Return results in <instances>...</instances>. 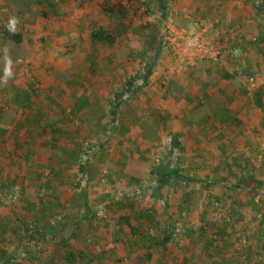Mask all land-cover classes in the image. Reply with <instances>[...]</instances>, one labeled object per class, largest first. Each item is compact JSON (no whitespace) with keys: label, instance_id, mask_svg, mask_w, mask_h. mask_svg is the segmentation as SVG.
<instances>
[{"label":"crops","instance_id":"crops-1","mask_svg":"<svg viewBox=\"0 0 264 264\" xmlns=\"http://www.w3.org/2000/svg\"><path fill=\"white\" fill-rule=\"evenodd\" d=\"M88 1L77 3L79 15H65L67 38L86 18L101 25L98 1L85 11ZM144 6L130 18L141 10L147 14L139 22L159 17ZM166 10L167 21L206 25L221 50L217 60L169 74L167 50L152 65L146 41L124 57L113 46L97 47L106 43L74 50L64 41L61 112L38 91L19 95L30 110L6 111L9 101L0 96V194L19 189L17 201H0V264H264V0H168ZM139 22L145 40L149 31ZM165 78L181 82L184 93L168 96ZM44 79L35 86L57 83ZM210 96L221 104L215 111L205 107ZM141 123L153 125L159 139L148 141ZM84 163L90 173L81 179ZM167 163L174 174L165 173ZM55 173L66 185L56 178L54 188ZM78 183L84 207L72 204ZM184 192L222 206L189 211L182 227L171 213ZM96 210L108 219H95ZM57 214L62 222L48 228ZM28 224L51 230L42 253L21 236ZM177 235L184 250L170 253V245H182Z\"/></svg>","mask_w":264,"mask_h":264},{"label":"rangeland","instance_id":"rangeland-1","mask_svg":"<svg viewBox=\"0 0 264 264\" xmlns=\"http://www.w3.org/2000/svg\"><path fill=\"white\" fill-rule=\"evenodd\" d=\"M122 1L125 3L127 14L124 17L118 16L119 18L117 17L114 21H104L107 26H110V28L114 29L115 31L122 33V36L117 39L116 44L104 45L98 43L97 47H101V49L103 50L109 49L111 48V46H113L116 48V50H118L117 52H119L120 55L124 57L126 55L125 51L127 48L129 50L134 48L136 49L142 47L144 45V41H146V44L148 43V35L147 39L143 40L142 31L144 29L140 25H137V23L139 22V18L141 16L144 17L147 13L145 12V10H141L144 13H141L139 16L134 18H130V13L134 14L139 12L137 11L138 8L140 9V7L142 6L145 7L144 5L146 4L150 6V10H148L149 12H153V15H157L158 10L157 0ZM3 2L4 4L0 5V96L6 95L9 102L6 101L5 103H2L3 106H1V108L5 106L7 108L6 111H8L9 109L14 110L16 106L18 107L19 105H22L27 108L26 110H30V103H26V105L22 104L19 95L20 93L28 92L29 94L31 92L34 93L38 91L39 94L44 97L42 100L43 103L46 102V97L48 96L49 99H51L50 101H52L50 103H55V110L61 112L62 94L64 92L59 83H62V78L65 75L63 67L65 65L64 63L67 62L66 58L64 59V55L62 53L63 42L65 41L67 43L66 45L74 48V50L78 48L79 44L80 46H83V44L87 45L90 44L89 42H91V44L95 45L91 40L88 41L89 30L90 28H92L93 23L92 18H89L91 22L88 24H86L88 18L85 19V21L83 22V27L81 28V32L71 30L73 31V37L67 38L70 36L67 33L63 32V28L68 26L69 24V22L66 20H69V15H71L72 17H74L75 14L79 15L77 2H75L74 0H6ZM88 2L86 3L85 11H87L88 9L91 10V8L93 9L94 5L97 4V2H94L93 0H89ZM42 12H44L45 15H42ZM65 15H67L66 20L64 18ZM77 19H79V16ZM155 19L157 18L155 17ZM169 19L171 21H167L165 19L166 23L170 22L175 26L187 27L186 25L181 24L177 16H170ZM147 21L148 20L143 19V21L139 22V24L145 23ZM6 26H10L12 29L19 31L22 34L21 43L15 44L10 39L4 40L1 37ZM154 41V43L157 42V40ZM162 47L163 43L160 45V54L157 60L160 58V56H162ZM135 51L138 52V50ZM136 54L138 53H135L134 56L138 58ZM147 57L148 62H157V60L154 59L153 56L149 58V55H147ZM70 58H72V56H70ZM124 60L128 61L129 59L125 58ZM211 62L213 61L211 60ZM167 67L166 71L168 69ZM52 68H54L55 71L49 70ZM50 72H52V75H50ZM164 75L168 77L167 72L163 75L162 73L160 74V76ZM48 76H54L57 82L52 83V85H50V89H47V87L40 88L35 86L38 83L40 84V81L45 83L46 79L44 78H47ZM166 80L167 78H165V80L163 79L164 82H166ZM164 85V83H161V88H163ZM53 101L55 102L53 103ZM40 104L44 105L42 103H39L38 106ZM55 174V186H53L54 188H57L60 183H58L56 178L62 182L63 180H61L60 177H63L64 175H58L57 173ZM62 184L65 183L62 182ZM186 193L187 192H184L182 194L183 199L181 201L178 200L177 204H174V200H172V205H176V210L172 211L171 219L174 222H179L182 227H185V223H189L190 221L189 211L194 209H203L209 206L217 208L222 206V200L218 198L214 199V201L206 199L202 200L200 194H193L194 198H191L189 193H187V195ZM177 197V199H180V196ZM59 205L60 204L54 203L52 204V208L56 210L62 208L61 205ZM180 212H183L184 214H181ZM93 216L95 217V219L97 218L95 214H93ZM106 219H108V216ZM200 222L205 221H202V219L200 218ZM204 231H206V229L204 230V228L203 230H196V232H198L201 236L204 235ZM209 234L210 236L213 234L218 238V235L216 233L211 232ZM174 239L177 243L181 241L180 243H182V245H170V253H178L180 252L181 248L184 250L183 243L185 242L183 241V237L181 235H177Z\"/></svg>","mask_w":264,"mask_h":264},{"label":"trees","instance_id":"trees-1","mask_svg":"<svg viewBox=\"0 0 264 264\" xmlns=\"http://www.w3.org/2000/svg\"><path fill=\"white\" fill-rule=\"evenodd\" d=\"M77 3L84 2L86 0H74ZM99 7L101 9L102 13V19H99L101 21V25L99 24H93L92 29L90 31V39L92 42H102L106 44H116L117 39L122 36V33H119L115 31L112 28H109L110 26H107L105 24L106 21H114L118 16L124 17L126 14V7L125 3L122 0H97ZM168 6V0H157V10H158V18L155 21L148 20L146 23V26L148 28V43H147V53L149 55V58L151 56L154 57V59L157 60L160 54V45L163 43V37L165 33V25L164 21L166 19L167 10L166 7ZM153 12H151L152 14ZM42 15H45L44 12H42ZM118 17V18H119ZM106 20V21H105ZM105 21V22H104ZM107 27V28H105ZM4 40L10 39L13 43L19 44L22 42V34L19 31H16L12 29L10 26H6L3 30L2 36ZM157 40L156 43H154ZM155 52V53H154ZM153 59V60H154ZM147 61V60H146ZM150 62V61H149ZM156 61L152 62V65H154ZM148 74V70L145 73ZM146 77V76H145ZM164 91L168 96L174 97V96H181L185 88L183 87L182 83L173 79L168 78L166 80V83L164 85ZM210 92V91H209ZM205 107L211 111L217 110L221 104H219L217 101H215L213 96L208 97L205 102ZM113 109V110H112ZM112 112L114 111V106L112 107ZM112 114V113H111ZM141 123L140 126L144 128L145 130V138L148 141H155L159 139L158 132L155 130L154 126L151 124ZM164 166L165 173L169 172V174H174L175 170L172 168L171 165L168 163ZM81 169V179L86 177V174L90 173V168L84 164L80 165ZM161 169V168H160ZM172 183L175 182L173 181ZM189 181V180H188ZM187 181V182H188ZM86 189L84 185H80L78 183L76 185V191L73 194V200L72 204L78 207H84L86 205ZM157 193V197H158ZM164 199V198H163Z\"/></svg>","mask_w":264,"mask_h":264},{"label":"built area","instance_id":"built-area-1","mask_svg":"<svg viewBox=\"0 0 264 264\" xmlns=\"http://www.w3.org/2000/svg\"><path fill=\"white\" fill-rule=\"evenodd\" d=\"M163 48L167 50L170 57V66L167 67L169 74L184 68H193L200 61L217 60L221 54V50L210 37L206 25L197 21H193L189 27L175 26L170 22L166 23ZM18 198L19 189L16 186L7 193L0 194V201L3 204L13 203ZM95 215L100 219L107 218L106 213L100 210L96 211ZM62 219L63 215L61 214L50 217L47 227L50 229L57 227ZM21 236L25 237L27 244L35 247L39 253L45 250L44 244L53 240L51 230L39 229L32 224H28L21 229Z\"/></svg>","mask_w":264,"mask_h":264}]
</instances>
